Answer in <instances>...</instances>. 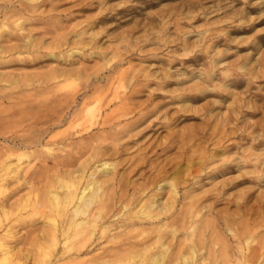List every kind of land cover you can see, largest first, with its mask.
<instances>
[{
	"label": "rangeland",
	"instance_id": "obj_1",
	"mask_svg": "<svg viewBox=\"0 0 264 264\" xmlns=\"http://www.w3.org/2000/svg\"><path fill=\"white\" fill-rule=\"evenodd\" d=\"M90 106L110 118L92 133L117 152L103 156L110 213L79 251L85 233L53 241L38 202L65 173L54 162L92 142L72 128ZM0 155V264L264 260V0H0ZM166 199L165 214L130 223Z\"/></svg>",
	"mask_w": 264,
	"mask_h": 264
},
{
	"label": "bare ground",
	"instance_id": "obj_2",
	"mask_svg": "<svg viewBox=\"0 0 264 264\" xmlns=\"http://www.w3.org/2000/svg\"><path fill=\"white\" fill-rule=\"evenodd\" d=\"M4 45V44H3ZM3 47V46H2ZM5 49V48H4ZM72 76V75H71ZM11 81V80H10ZM16 85V84H15ZM94 88V87H93ZM66 102V101H65ZM88 105V104H87ZM68 107V106H67ZM97 108V106H96ZM65 109V108H64ZM60 111V110H58ZM82 111V110H81ZM99 111V110H98ZM97 113V110L96 112ZM94 113V106H90L88 108H86V110L84 111V115L83 117L79 120V122H75V125L72 126V128L74 127L76 130V134L77 132H80V135L83 137V138H88V139H91L92 142L89 140V144H85V146H82L80 147V149L83 148V150L81 151V153L79 152V155H74V156H71L73 157L72 159L74 160H71L70 158H66V159H61L60 161H56L54 162V167L55 168H60V170L64 171V175L62 173V175H60L58 177V179H60L59 181V185H56V189H53L51 188L52 184H49V189H48V192L47 194L43 195V198L41 199V201L38 202V204L41 206L40 208H42V206L44 208H49V211L51 213V215L49 216L51 220V228H50V232L52 235V237L54 238L53 241L55 240V238L59 235H62L65 240H67L68 238L71 239V236L73 237H76V236H80L82 235L83 233H85V235L83 237H81V239H77L75 241V248L79 251H81L80 249H84L83 247L85 245H87V242L89 240V236H86V234L88 232H91V228L92 226L94 228H96V225L99 224L98 220L99 218L105 216L108 214L109 212V206L107 204H105V194H100L101 191H104V189L106 188L105 184L107 183V181L109 180H113L114 175V171L112 169V166L114 165L112 162L110 161H107V160H103V156L107 155L108 152L110 153H114V152H117V150H115L113 148V146H109L108 144H102L105 143L104 140L106 139V136L104 135H95L94 133H92V129L97 125V126H100V124H104L107 120H109L110 118L106 117V116H103L101 117L100 119L99 116L98 118L96 117ZM128 113V112H126ZM50 114V113H49ZM60 114V113H59ZM77 114V113H76ZM83 114V113H82ZM53 115V114H52ZM56 115V114H55ZM98 115L99 112H98ZM147 114H143V115H140L134 122L133 124L131 123V126L134 125L135 123H137L138 121H140L142 118L146 117ZM57 116H58V112H57ZM56 116V117H57ZM59 117V116H58ZM115 117V116H114ZM52 118V117H51ZM36 120H39V119H36ZM53 121V120H52ZM56 121V120H55ZM40 122V121H39ZM46 122V121H45ZM40 124V123H38ZM36 124V125H38ZM73 124V123H72ZM114 125V124H113ZM123 125V124H122ZM125 126V125H124ZM77 127V128H76ZM112 127V126H111ZM71 128V129H72ZM73 128V129H74ZM100 128V127H99ZM103 128V127H102ZM101 128V129H102ZM79 129V130H78ZM96 129V128H94ZM98 129V127H97ZM128 129V128H127ZM133 129V128H132ZM103 130V129H102ZM44 131V129H43ZM45 131H46V128H45ZM99 131V130H98ZM107 131V130H106ZM124 131V129H123ZM148 131V130H146ZM42 132V130L40 131V133ZM105 132V131H104ZM72 133V132H71ZM114 133V132H113ZM140 133V132H139ZM42 134V133H41ZM115 134V133H114ZM131 134V133H130ZM73 135H75L73 133ZM144 135V134H143ZM22 136V135H21ZM29 136V135H28ZM14 137V136H13ZM12 137V138H13ZM25 137V136H24ZM27 137V136H26ZM35 137V136H34ZM34 137H31V138H34ZM130 137V136H129ZM20 138V136H19ZM23 138V137H22ZM17 139V138H16ZM27 139V138H26ZM21 140V138H20ZM24 140V139H23ZM22 140V141H23ZM28 140V139H27ZM38 140V138H37ZM94 140H97V143H93ZM31 141V139H30ZM29 141V142H30ZM40 141V139H39ZM88 141V140H87ZM32 142V141H31ZM23 143V142H22ZM113 143V142H112ZM46 144V143H45ZM27 145V144H26ZM79 145V144H78ZM16 146V145H15ZM25 146V145H24ZM124 146V145H123ZM6 148V147H5ZM79 148V147H78ZM124 147L121 146V148H118V150L123 151ZM3 150V149H2ZM79 150V149H78ZM4 151V150H3ZM86 157H84V159H80L85 153H88ZM14 152V151H13ZM119 152V153H120ZM2 154V153H1ZM4 154V153H3ZM18 154V153H17ZM22 154V153H21ZM25 154V153H24ZM65 154V153H64ZM23 155V154H22ZM67 155V154H66ZM69 155V154H68ZM2 156V155H0ZM15 156V155H14ZM18 156V155H17ZM25 156V155H24ZM16 157V156H15ZM60 157V156H59ZM58 157V158H59ZM19 158H22V156ZM18 158V159H19ZM54 158V157H53ZM17 159V158H16ZM55 159V158H54ZM57 159V158H56ZM1 160V158H0ZM3 160V159H2ZM51 160V159H50ZM80 160L78 163V166H76L74 169H70L68 167H71L73 165H75L76 162H73V161H78ZM53 161V160H52ZM91 162H98L100 164H97L94 168L95 170L94 171H91L89 174V177L91 176L93 179H91V181H87V183L84 185L79 184L78 180L81 178V174L80 173H84V171L86 170V168L89 166V164ZM1 163V162H0ZM5 163V162H3ZM2 164V163H1ZM150 164V163H149ZM6 165V164H4ZM48 165V164H47ZM77 165V164H76ZM49 166V165H48ZM46 166V167H48ZM6 167V166H5ZM8 167V165H7ZM93 167V165H92ZM4 168V166L2 167ZM0 168V170L2 169ZM53 168V167H52ZM49 169V168H48ZM111 169H112V175H110L109 177H107L106 174L110 173L111 172ZM3 170V169H2ZM7 170V169H6ZM91 170V168H90ZM138 170H140V167H136L134 166L132 169H130L127 173V176H125V178H128L129 177V173H132L134 171L137 172ZM66 173H69L70 176L69 177H65ZM87 173V172H86ZM95 174H100L101 176H95L93 177ZM32 175V174H31ZM43 175V174H42ZM81 175V176H80ZM86 175V174H85ZM103 175V176H102ZM106 176V177H105ZM52 177V176H51ZM85 177V176H84ZM167 177V176H166ZM31 178V176H30ZM50 178V177H49ZM85 179V178H84ZM259 179V178H258ZM130 180V179H129ZM9 181V180H8ZM35 181V180H34ZM37 181V180H36ZM82 181V180H81ZM7 182V181H6ZM38 182V181H37ZM117 182V180H116ZM119 184H120V180H118ZM158 182V181H157ZM4 183V182H3ZM57 183V182H56ZM160 183V182H159ZM33 184V183H32ZM58 184V183H57ZM45 185V184H44ZM169 186L171 187L170 190L172 191L171 194L173 195L174 191L175 190V187L173 186V183H170L169 182ZM58 187H61L63 188L62 191H64L63 193H58ZM163 184L160 185V187L157 189V190H160L161 188H163ZM111 189V188H109ZM116 189V188H115ZM114 189V190H115ZM30 190V189H29ZM61 191V190H60ZM110 191V190H109ZM113 191V189H112ZM108 192V191H107ZM111 192V191H110ZM138 192V191H137ZM155 192V191H154ZM176 193V192H175ZM39 194V193H38ZM108 194V193H107ZM110 194V193H109ZM114 194V193H113ZM144 194V193H143ZM157 194V192H156ZM37 196V195H36ZM158 197V196H157ZM37 198V197H36ZM115 198V197H114ZM171 199V196L169 197ZM175 199V197H173ZM160 199V198H159ZM38 199H36L37 201ZM99 200V205L98 207H94V208H91V205L95 202H97ZM104 200V201H103ZM35 201V202H36ZM175 201V200H173ZM172 201V202H173ZM147 202V201H146ZM144 202V203H146ZM64 203V204H63ZM171 203V202H170ZM174 203V202H173ZM63 204V205H61ZM143 204V203H142ZM14 205V204H13ZM37 205V203H36ZM96 205V206H97ZM38 206V205H37ZM139 206V205H138ZM170 206H172L171 204H169V202H167V199L164 200L163 202H160V201H154L152 200L151 202L149 203H146V204H143L142 206H140L137 210H136V215L134 214H129L128 215V218H130V223L131 224H134V223H137V221H142V220H145L147 221V219H151V218H155L158 216L159 218V215L160 214H165L163 212L167 211V209H171ZM154 208H156V210H154ZM187 208V207H186ZM39 210V209H38ZM44 210V209H43ZM134 210V209H133ZM45 211H47L45 209ZM48 211V212H49ZM112 211V210H111ZM116 211V210H115ZM110 213V212H109ZM120 214V213H119ZM113 215V214H112ZM122 216V215H121ZM130 216V217H129ZM138 218L136 220V217ZM135 217V218H134ZM107 218V217H106ZM105 218V219H106ZM126 218V217H125ZM20 219V218H19ZM101 220V219H100ZM104 220V219H102ZM163 220V219H162ZM164 221V220H163ZM253 221V220H252ZM23 222V221H22ZM47 222V221H46ZM101 222V221H100ZM207 222V221H206ZM140 223V222H139ZM138 223V224H139ZM147 223V222H146ZM163 223V222H162ZM208 223V222H207ZM141 224V223H140ZM164 224V223H163ZM162 224V225H163ZM100 225V224H99ZM123 225V224H122ZM121 225V226H122ZM128 225V224H127ZM144 225V224H143ZM104 226V225H102ZM108 226V225H107ZM110 226V225H109ZM125 226V225H124ZM139 226V225H138ZM151 226V225H150ZM157 226H159L160 228V224ZM165 226V225H163ZM135 227V226H133ZM142 227V226H141ZM166 227V226H165ZM3 228V227H2ZM98 228V227H97ZM101 228V227H100ZM105 228V227H103ZM107 228V227H106ZM152 228V227H151ZM110 229V228H109ZM163 229V228H162ZM107 230V229H106ZM136 230V229H135ZM146 230V229H145ZM148 230V229H147ZM154 231V229H152ZM161 230V229H160ZM99 231V230H98ZM97 231V232H98ZM149 231V230H148ZM156 231V230H155ZM159 231V230H158ZM258 231V230H257ZM105 232V231H104ZM103 232V233H104ZM145 232V231H144ZM96 233V232H95ZM146 233V232H145ZM144 234V233H143ZM45 235V233H44ZM43 235V236H44ZM117 235V234H116ZM146 235V234H145ZM159 235V234H158ZM48 236V235H47ZM125 236V235H123ZM46 237V236H45ZM93 237V236H92ZM37 238V237H36ZM98 238V237H97ZM116 238V237H115ZM159 238V237H158ZM47 239V238H46ZM252 239V238H251ZM62 240V238H61ZM73 240V238H72ZM112 240V239H111ZM117 240V239H116ZM42 241V240H41ZM46 241V240H45ZM90 241V240H89ZM92 241V240H91ZM115 241V240H114ZM56 242V241H55ZM116 242V241H115ZM92 243V242H91ZM90 243V244H91ZM42 244V243H41ZM48 244V243H47ZM61 244V243H60ZM163 244V243H161ZM45 245V244H44ZM65 245V244H63ZM62 245V246H63ZM47 246V245H46ZM56 246V245H55ZM68 246V245H67ZM71 246V245H70ZM150 246V245H149ZM48 247V246H47ZM87 247V246H86ZM134 247V246H133ZM138 247V246H137ZM72 248V247H71ZM160 248V247H159ZM158 248V249H159ZM6 249H11V248H5ZM63 249V248H62ZM70 249V248H69ZM103 249V248H102ZM133 249V248H132ZM74 249H72L73 251ZM88 250V249H87ZM144 251V249H142ZM149 250V249H148ZM167 250V249H166ZM10 251V250H9ZM71 251V250H70ZM69 251V252H70ZM12 252V251H11ZM92 252V251H91ZM108 252V251H107ZM110 252V251H109ZM140 252V251H139ZM195 250L192 249L191 250V253L194 254ZM6 253V251H5ZM10 253V252H9ZM9 253H7V257L9 256ZM62 253V252H61ZM60 253V255H61ZM106 253V252H105ZM12 255V253H10ZM59 254V253H58ZM138 254V253H137ZM52 255V254H51ZM59 255V256H60ZM63 255V254H62ZM65 255V254H64ZM144 255V253H143ZM153 255V254H152ZM5 256V255H4ZM3 256V257H4ZM133 256V255H132ZM167 256V251H164L162 253L158 252V254H154L153 256H150V259L151 261H149V264H161L163 260H165V257ZM197 256V255H196ZM246 256V255H245ZM58 257V256H56ZM79 257V256H78ZM96 257V256H95ZM99 257V256H98ZM130 257V256H129ZM135 257V256H134ZM134 257H131L134 259ZM222 257V256H220ZM11 258V257H10ZM60 258V257H59ZM91 258V257H90ZM97 258V257H96ZM142 258V257H141ZM185 258H187V255L185 256ZM9 259V258H8ZM12 259V258H11ZM79 259V258H78ZM95 259V258H93ZM124 259V258H123ZM126 259H127V256H126ZM137 259H138V256H137ZM143 259V258H142ZM149 259V260H150ZM239 259V258H238ZM7 260V258L5 259V261ZM15 260V259H14ZM57 260V259H56ZM62 260V259H61ZM64 260V259H63ZM68 260V259H67ZM75 260V259H74ZM132 259H130L131 261ZM217 260V259H216ZM249 260V259H248ZM250 264H264V260H259V258H257V256H250ZM71 261V260H69ZM87 260H81L77 263H82V264H88L86 262ZM106 261V260H105ZM104 261V262H105ZM130 261H127L126 263H129ZM182 261V260H181ZM7 262H9L7 260ZM55 262V261H54ZM58 262V261H57ZM104 262H94V264H106ZM121 262V260H120ZM137 262V261H135ZM141 262V264H147V260L145 261L142 260V261H139ZM147 262V263H146ZM187 262V261H186ZM257 262V263H256ZM13 264H16V262L14 263L12 261ZM41 263V262H40ZM63 263V262H62ZM122 263V262H121ZM125 263V261H124ZM194 263V262H193ZM244 263V261H243ZM92 264V263H91ZM109 264H118L117 262H109ZM135 264V263H133ZM186 264V263H185ZM231 264V263H230Z\"/></svg>",
	"mask_w": 264,
	"mask_h": 264
}]
</instances>
